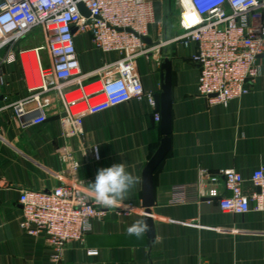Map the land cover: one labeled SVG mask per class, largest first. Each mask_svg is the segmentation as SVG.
I'll return each instance as SVG.
<instances>
[{"label":"crops","instance_id":"crops-1","mask_svg":"<svg viewBox=\"0 0 264 264\" xmlns=\"http://www.w3.org/2000/svg\"><path fill=\"white\" fill-rule=\"evenodd\" d=\"M154 1L159 24L150 27V52L136 60L144 91H161L165 59L172 61L173 74L172 146L154 174L155 237L148 231L140 238L129 236L127 229L138 219L146 221L141 213L143 170L163 137L156 107L137 99L106 106L85 115L83 133L73 137L63 134L64 111L56 91L40 95L47 102L45 122H33L39 115L35 101L17 117L14 104L37 92L29 91L28 84L39 83L34 49L47 39L43 29L35 28L14 45L16 51L26 50V63L18 59L0 66V264H264V211L223 212L216 200H196L193 186L202 169L233 168L249 179L264 164V55L258 59L261 76L249 95L228 107L210 105L197 93L200 67L191 59L195 47L170 41L180 33L179 19L173 17L169 26L165 0ZM76 48L83 73L115 57L95 48L90 34H78ZM40 57L50 65L47 50ZM98 79L93 74L85 82ZM63 147L79 162L76 171L60 156ZM117 163H124L140 180L121 205H132V213L123 216L105 208V216L92 219L85 244H66L59 259L44 234L22 229V191H50L64 182L75 183L94 200L87 184L94 182L98 169ZM253 189L247 182L245 190ZM183 195L186 202L179 201Z\"/></svg>","mask_w":264,"mask_h":264},{"label":"built area","instance_id":"built-area-1","mask_svg":"<svg viewBox=\"0 0 264 264\" xmlns=\"http://www.w3.org/2000/svg\"><path fill=\"white\" fill-rule=\"evenodd\" d=\"M194 21L187 23L184 0H177L180 33L170 41L193 45L191 59L200 67L198 96L210 105L228 107L234 100L250 94L261 76L258 59L264 55V0H188ZM84 3L90 15H84ZM154 0H0V66L20 59L26 63V50L14 45L35 28L45 31L47 42L35 48L39 65V83L28 84V98L14 104L17 117H23L26 104L35 101L39 115L36 124L47 120V102L41 94L56 91L63 106V134L67 137L83 133L87 114L103 110L131 99L146 100L155 106L152 93L143 89L136 60L151 48L144 37L150 27L159 24ZM78 34H90L92 43L102 54H113L111 61L91 73H83L76 48ZM47 50L50 65L43 64L40 52ZM97 74L96 82L85 80ZM28 75L25 71V79ZM4 83L0 73V87ZM156 120L160 115L156 114ZM97 154V148H93ZM60 156L70 161L72 171L79 162L72 151L63 147ZM250 182L254 189L245 190ZM195 199L216 200L223 212L247 214L264 211V164L249 179L233 168L218 171L202 169L195 182ZM223 187L229 192H221ZM180 202H186L184 195ZM20 225L30 235L44 234L59 259L68 243L85 244L95 217L106 215V209L90 200L75 183H62L50 191L24 190ZM130 204L115 208L118 215H129ZM145 209L141 212L145 216Z\"/></svg>","mask_w":264,"mask_h":264},{"label":"water","instance_id":"water-1","mask_svg":"<svg viewBox=\"0 0 264 264\" xmlns=\"http://www.w3.org/2000/svg\"><path fill=\"white\" fill-rule=\"evenodd\" d=\"M81 12L88 16L89 10L84 3L79 4ZM150 42V37H144ZM172 61L165 59L162 63L161 91L154 95L156 113L160 114V127L163 137L155 153L152 155L143 170V205L148 225L149 236L155 237V228L151 208L154 205V174L171 150L172 141Z\"/></svg>","mask_w":264,"mask_h":264},{"label":"clouds","instance_id":"clouds-1","mask_svg":"<svg viewBox=\"0 0 264 264\" xmlns=\"http://www.w3.org/2000/svg\"><path fill=\"white\" fill-rule=\"evenodd\" d=\"M139 182V177L128 172L124 163H117L98 169L94 182L88 183L87 186L97 205L111 209L121 207L122 202ZM147 231L146 221L138 219L128 227L127 234L140 238Z\"/></svg>","mask_w":264,"mask_h":264},{"label":"rangeland","instance_id":"rangeland-1","mask_svg":"<svg viewBox=\"0 0 264 264\" xmlns=\"http://www.w3.org/2000/svg\"><path fill=\"white\" fill-rule=\"evenodd\" d=\"M164 9H165V13L168 14V24L172 23L171 19L173 20V17L176 18L177 20L179 19L181 7L178 4L177 0H165Z\"/></svg>","mask_w":264,"mask_h":264},{"label":"bare ground","instance_id":"bare-ground-1","mask_svg":"<svg viewBox=\"0 0 264 264\" xmlns=\"http://www.w3.org/2000/svg\"><path fill=\"white\" fill-rule=\"evenodd\" d=\"M184 6H185V8L187 9V14H186V16L188 15L189 17L192 18L191 20L188 19L187 23L193 22L195 19H194V17L191 16V14H190L191 11H189L190 6H189V1H188V0H184Z\"/></svg>","mask_w":264,"mask_h":264}]
</instances>
